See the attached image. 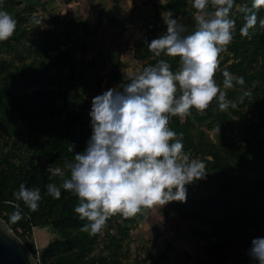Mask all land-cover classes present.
I'll return each mask as SVG.
<instances>
[{
  "label": "trees",
  "instance_id": "1",
  "mask_svg": "<svg viewBox=\"0 0 264 264\" xmlns=\"http://www.w3.org/2000/svg\"><path fill=\"white\" fill-rule=\"evenodd\" d=\"M47 4L48 0H0V8L17 21L12 36L0 41V51L13 53L8 60L0 54V130L6 135L4 147H9L0 156V218L34 258L37 250L32 241V229L51 227L55 237L40 249L41 264H129L120 259L126 254L115 235H107L108 244L104 246L110 257L93 255L99 232L90 234L81 230L87 221L81 220L74 211L79 203L75 194L61 189L57 199L47 193L46 185H61L63 179L70 176L66 161L74 159L75 151L86 147L92 133L84 118L93 97L83 105L73 91L78 76L73 50L84 53L89 46L88 38L96 35L98 29V25H91L88 19L67 20L61 29H42L32 13L36 12V6L45 10ZM214 7L210 5V10ZM245 7L257 13V23L249 29L248 35L240 32L245 23L241 9ZM163 8L171 9L189 32L195 29L193 14L196 10L191 0H168ZM230 15L236 24L233 39L224 51L233 61L229 71L243 76L245 83L240 85L234 81L233 87L224 89V77L215 75L214 79L226 92L227 99L240 100L239 109L234 111L235 107L229 106L220 110L217 100L213 99L204 110L192 108L183 122L178 115L169 119V127L183 134L184 150L202 157L206 170L213 172L205 175L208 183L204 186H208L213 177L216 180L213 192L205 198L187 195L185 201L169 202L179 217L212 225L209 233L192 229L196 239L205 242L208 259L202 260L203 264H232L235 255L239 256L241 264H257L248 250L253 238L264 236V172L251 177L248 169V165L258 167L264 160V25L260 24L264 19V6L253 7V0H236ZM52 17L56 25H62L55 15ZM156 18L141 26L143 34L133 44L135 57L142 61L141 71L160 59L168 60L176 71L179 57L163 53L158 57L145 43V39L150 41L161 34L156 29ZM164 26L165 30L166 24ZM123 67L117 60L110 68L105 90L113 82H125L120 70ZM94 84L97 90L102 88L101 79ZM244 108L246 110L242 111ZM233 111L242 119L239 143L224 147L210 142L203 144L204 133L199 128L205 126L212 130L228 124V112ZM193 130H198L195 135ZM195 138L200 141L196 143ZM71 145L74 148L70 151ZM50 165L53 169L60 167L64 175L49 171ZM21 184L40 189L42 199L36 210L13 195ZM17 207L23 217L12 222L10 216ZM204 212L218 214L220 219L210 220L202 216ZM136 219L116 213L103 228L107 231L115 228L126 234L129 228L125 224Z\"/></svg>",
  "mask_w": 264,
  "mask_h": 264
},
{
  "label": "clouds",
  "instance_id": "2",
  "mask_svg": "<svg viewBox=\"0 0 264 264\" xmlns=\"http://www.w3.org/2000/svg\"><path fill=\"white\" fill-rule=\"evenodd\" d=\"M236 0H191L196 22L189 32L169 9L165 30L150 41L145 39L154 55L179 57V68L173 71L166 59L150 64L128 82L112 87L92 98V133L86 147L75 151L74 159L65 167L70 176L61 185H46L47 193L60 198L61 189L79 198L74 211L87 222L81 230L100 232L108 218L116 213L128 217L155 204L185 201L186 185L204 178L206 162L191 158L184 150L182 133L169 127L170 116L186 118L192 108L206 109L216 99L218 108L235 107V101L214 79L219 54L233 39L236 21L230 15ZM210 5H215L210 10ZM264 6V0H253V7ZM245 23L242 35L257 23V13L242 8ZM17 21L0 8V41L12 36ZM264 25V19L260 20ZM224 89L235 83L243 85V76L229 70L223 72ZM74 148L70 146V151ZM49 171L64 175L60 167ZM36 210L42 199L39 188L21 184L13 193ZM23 217L22 210L11 214L12 222ZM3 230V226H0ZM257 264H264V236L255 237L248 250ZM30 264H34L29 254Z\"/></svg>",
  "mask_w": 264,
  "mask_h": 264
},
{
  "label": "rangeland",
  "instance_id": "3",
  "mask_svg": "<svg viewBox=\"0 0 264 264\" xmlns=\"http://www.w3.org/2000/svg\"><path fill=\"white\" fill-rule=\"evenodd\" d=\"M167 2L168 0H48L45 10H42L40 6L35 7L36 12L32 13V18L40 21L42 29H61L64 28L67 20L76 19H88L91 25H98L96 35L88 38L87 50L84 53L77 49L73 50L75 63L78 65L76 87L73 91L79 95L80 103L87 105L92 97L105 91V78L117 60L124 65L120 69L123 73V81L128 82L141 72L142 61L135 57L133 44L136 38L143 34L141 26L155 19L157 15L156 29L158 33H162L165 27L164 19L168 13V9L163 6ZM53 15L61 20L62 25L55 24ZM0 54L4 55L5 60L13 56V53L2 51ZM229 58L230 55L225 51L219 54L216 76L223 77L224 70H229L228 67L233 62ZM97 79L102 81L100 90L95 88L94 82ZM121 84L118 81L113 82L110 88ZM232 101L236 104L234 111L238 110L240 100ZM90 110L91 108H86L84 120L89 122L88 128L92 132ZM245 110L246 108L242 111ZM234 111L228 112L230 115L228 124L212 130L205 126L199 128L204 133L203 144L210 142L218 147H224L235 146L239 143L238 135L242 131V119ZM179 120L183 122L185 118L179 116ZM197 131L193 130V134L195 135ZM5 138V133L0 130V148H2L0 156L3 151L9 149L8 146L5 148L3 145ZM194 141L197 143L200 140L195 138ZM186 152L191 158L203 159L199 155L195 156L191 150ZM206 157V159H211L210 156ZM248 169L251 177H257L264 172V160L258 167L254 164L248 165ZM207 174L212 175L213 172L207 171ZM206 182L207 179L204 177L187 184L185 186L187 195L197 199L205 198L213 192L216 180L213 177L210 184L204 186L208 183ZM133 216L137 219L130 224H125L129 228L126 234H122L115 228L108 231L103 228L99 232L98 246L93 255L110 257L109 250L104 246L108 244L107 235H115L120 240L123 253L126 254L120 259L129 264H203L201 261L208 259L204 252L205 242L196 239L192 234V229L209 233L212 230L210 223L179 217L169 202L165 205L155 204L151 207H142V210ZM202 216L210 220L220 219L218 214L213 213L204 212ZM54 237L55 234L49 226L32 229V241L38 251ZM232 264H241L238 255L234 256Z\"/></svg>",
  "mask_w": 264,
  "mask_h": 264
},
{
  "label": "water",
  "instance_id": "4",
  "mask_svg": "<svg viewBox=\"0 0 264 264\" xmlns=\"http://www.w3.org/2000/svg\"><path fill=\"white\" fill-rule=\"evenodd\" d=\"M0 264H30L29 254L23 242L13 233L4 220L0 218ZM34 264H37L32 256Z\"/></svg>",
  "mask_w": 264,
  "mask_h": 264
},
{
  "label": "built area",
  "instance_id": "5",
  "mask_svg": "<svg viewBox=\"0 0 264 264\" xmlns=\"http://www.w3.org/2000/svg\"><path fill=\"white\" fill-rule=\"evenodd\" d=\"M34 259H35V261H36L37 264H41L40 259H39V251L38 250H37L36 258H34Z\"/></svg>",
  "mask_w": 264,
  "mask_h": 264
}]
</instances>
